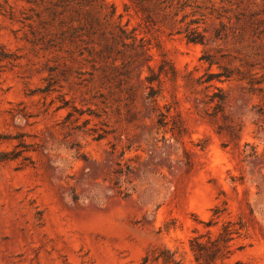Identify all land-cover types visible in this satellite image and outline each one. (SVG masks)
Returning <instances> with one entry per match:
<instances>
[{
    "label": "rangeland",
    "instance_id": "1",
    "mask_svg": "<svg viewBox=\"0 0 264 264\" xmlns=\"http://www.w3.org/2000/svg\"><path fill=\"white\" fill-rule=\"evenodd\" d=\"M180 1L205 44L153 1L0 0V264H196L215 207L223 264H264V0Z\"/></svg>",
    "mask_w": 264,
    "mask_h": 264
},
{
    "label": "trees",
    "instance_id": "2",
    "mask_svg": "<svg viewBox=\"0 0 264 264\" xmlns=\"http://www.w3.org/2000/svg\"><path fill=\"white\" fill-rule=\"evenodd\" d=\"M131 4L141 12H148L149 10L144 8V4H149L153 1L154 5L162 8L165 13L168 12V16L173 20V23L178 26L174 32L170 31V35L179 34L182 35L187 43L192 44H205V36L203 31L199 30V23L194 19L186 21L188 13L185 12L188 5L180 0H128ZM181 13V17L176 19ZM146 22H151L150 15L147 13L144 17ZM118 37L120 39H128L133 37H127L125 32L120 29ZM5 58V53L0 47V60ZM200 60L212 65L208 57H202ZM216 78L218 82H223L228 79L229 76L226 72H219L215 75H208L205 82H209ZM146 82L149 85V91L146 98L152 102H155L159 96L157 89L152 84L157 81V77L154 72L150 71L149 76L146 77ZM221 100V97H217ZM71 114L67 115V119ZM159 114V117H162ZM161 121V119H159ZM161 123V122H159ZM14 152L0 153V161L15 159ZM220 209L215 207L212 210V214L209 220L203 222L205 228V234H200L196 229L193 236L188 240L189 252L196 264H223L228 260L232 254L231 247L233 246L234 239L243 237V224L241 221L231 220H218ZM176 253L170 251L167 248L159 249L154 256L155 261H160L161 264H183L181 260L175 257Z\"/></svg>",
    "mask_w": 264,
    "mask_h": 264
}]
</instances>
